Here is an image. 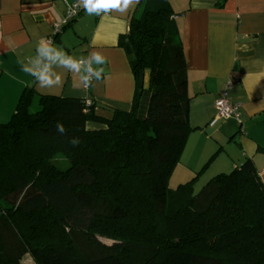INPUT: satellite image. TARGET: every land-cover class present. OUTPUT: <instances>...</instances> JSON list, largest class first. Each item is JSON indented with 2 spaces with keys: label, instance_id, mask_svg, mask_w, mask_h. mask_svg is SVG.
<instances>
[{
  "label": "trees",
  "instance_id": "obj_1",
  "mask_svg": "<svg viewBox=\"0 0 264 264\" xmlns=\"http://www.w3.org/2000/svg\"><path fill=\"white\" fill-rule=\"evenodd\" d=\"M141 6L118 43L135 78L129 110L101 115L92 100L32 89L0 124V264H264V186L251 159L196 194L202 172L168 188L196 128L175 14L167 0Z\"/></svg>",
  "mask_w": 264,
  "mask_h": 264
},
{
  "label": "crops",
  "instance_id": "obj_2",
  "mask_svg": "<svg viewBox=\"0 0 264 264\" xmlns=\"http://www.w3.org/2000/svg\"><path fill=\"white\" fill-rule=\"evenodd\" d=\"M73 0H0V124L10 120L20 97L34 89L38 95L94 101L97 114L103 107L129 110L135 78L119 39L128 33L129 20L141 13V1L130 0L125 11L110 8L97 17L83 11L56 38L53 26ZM121 0H113L120 4ZM174 20L187 69L191 98L189 124L196 128L185 145L179 163L168 181L177 188L199 175V182L227 174L251 159L264 186V0H167ZM56 38V39H55ZM41 39H50L74 58L100 52L105 58L104 76L88 89L79 76L54 65L62 84L41 88L20 70L22 62L35 56ZM72 53V54H71ZM228 78L236 80L229 93L239 106L241 128L233 121L209 123L214 103ZM148 82L143 76V84ZM32 87L29 89L30 84ZM91 129L103 128L92 123ZM21 264H35L24 256Z\"/></svg>",
  "mask_w": 264,
  "mask_h": 264
},
{
  "label": "clouds",
  "instance_id": "obj_3",
  "mask_svg": "<svg viewBox=\"0 0 264 264\" xmlns=\"http://www.w3.org/2000/svg\"><path fill=\"white\" fill-rule=\"evenodd\" d=\"M130 0H121L120 4H114L113 0H82L83 8L88 14L99 15L107 13L115 7L118 11H125ZM106 58L100 52H90L86 57L74 58L55 46L46 39H41L35 48V56L29 57L27 62H22L20 70L38 82L41 88L50 89L62 84V77L53 71V66H62L73 73L84 72L79 76V81L84 87H88L93 81L100 80L104 76L103 65ZM56 131L63 134L65 129L62 124H57ZM73 144L77 141L72 140Z\"/></svg>",
  "mask_w": 264,
  "mask_h": 264
},
{
  "label": "built area",
  "instance_id": "obj_4",
  "mask_svg": "<svg viewBox=\"0 0 264 264\" xmlns=\"http://www.w3.org/2000/svg\"><path fill=\"white\" fill-rule=\"evenodd\" d=\"M66 9L61 20L53 26V36H57L62 33L63 29L66 28L71 22H73L79 14L83 11L82 0H73L72 2H66ZM108 14L101 12L99 15L94 14L97 17L106 16ZM174 19V17H173ZM51 43V40L48 39ZM237 85L236 80L228 78L223 86V91L218 96L214 103L215 115L209 123V127H214L218 122H224L228 120L235 121L239 126L241 125V115L239 112V106L230 101L229 93L232 91L234 86ZM85 87V89H88ZM89 105V102H86Z\"/></svg>",
  "mask_w": 264,
  "mask_h": 264
},
{
  "label": "rangeland",
  "instance_id": "obj_5",
  "mask_svg": "<svg viewBox=\"0 0 264 264\" xmlns=\"http://www.w3.org/2000/svg\"><path fill=\"white\" fill-rule=\"evenodd\" d=\"M138 1V3H137V7L140 5V1L141 0H137ZM72 54V53H71ZM83 70V68L81 69V71ZM83 72H84V70H83ZM91 85V84H90ZM89 85V86H90ZM32 87V83L30 84V86H29V89ZM37 110V105H36V103L34 102L33 103V105H32V107L30 108V112L31 113H33V112H35ZM91 122L90 123H87V127L89 128V129H91L92 127H91ZM55 164L57 165V167H59L60 169H65V168H67L68 167V162L64 159V158H62V157H56V159H55ZM209 180H207V179H203L202 180V182L200 181L199 182V177L196 179V181H194V183H193V193L194 194H196V193H198L199 191H200V189L208 182ZM168 188L170 189V190H175V189H172L173 188V186H168ZM102 242H104V243H106V244H110V242H106V241H104V240H102Z\"/></svg>",
  "mask_w": 264,
  "mask_h": 264
},
{
  "label": "water",
  "instance_id": "obj_6",
  "mask_svg": "<svg viewBox=\"0 0 264 264\" xmlns=\"http://www.w3.org/2000/svg\"><path fill=\"white\" fill-rule=\"evenodd\" d=\"M139 85L142 86L143 85V74L139 75Z\"/></svg>",
  "mask_w": 264,
  "mask_h": 264
}]
</instances>
